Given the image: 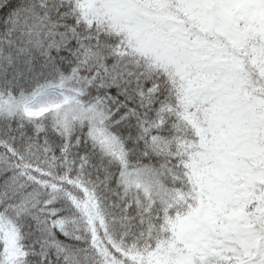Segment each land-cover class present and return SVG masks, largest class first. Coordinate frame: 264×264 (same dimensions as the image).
Segmentation results:
<instances>
[{"label": "snow or ice", "instance_id": "6c2138e0", "mask_svg": "<svg viewBox=\"0 0 264 264\" xmlns=\"http://www.w3.org/2000/svg\"><path fill=\"white\" fill-rule=\"evenodd\" d=\"M0 264H264V0H0Z\"/></svg>", "mask_w": 264, "mask_h": 264}]
</instances>
